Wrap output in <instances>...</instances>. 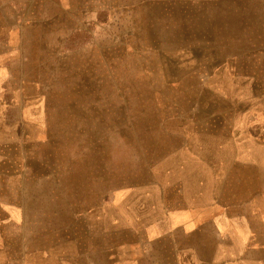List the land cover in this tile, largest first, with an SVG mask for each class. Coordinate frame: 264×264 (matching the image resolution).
Here are the masks:
<instances>
[{"label":"rangeland","instance_id":"rangeland-1","mask_svg":"<svg viewBox=\"0 0 264 264\" xmlns=\"http://www.w3.org/2000/svg\"><path fill=\"white\" fill-rule=\"evenodd\" d=\"M263 1L0 0L7 125L10 111H22L20 130L0 143V188L26 233L38 226L36 253L53 249L52 264H63L68 241L70 264H77L79 237L86 257L95 241L129 237V219L111 234L115 208L126 216L146 196L158 205L163 192L195 184L223 197L247 185L242 175H264V150L261 165L237 159L242 144L257 137L264 144ZM78 97L93 102L76 107ZM78 110L98 116L55 133ZM53 130L71 173L86 158L84 198L66 199L56 211L65 166L54 162ZM84 138H91L89 155L75 144Z\"/></svg>","mask_w":264,"mask_h":264},{"label":"crops","instance_id":"crops-1","mask_svg":"<svg viewBox=\"0 0 264 264\" xmlns=\"http://www.w3.org/2000/svg\"><path fill=\"white\" fill-rule=\"evenodd\" d=\"M227 1L222 0L220 4H225ZM255 2L261 3V0H255ZM4 17L2 11L0 15L1 34L5 30ZM5 53L4 44L1 43L0 143L3 144H5L7 134L20 130L22 117L20 109H13L10 111L13 114V122L7 125L4 96L6 81L5 57L3 56ZM81 102L88 104L93 102V99L78 97L71 103L77 107ZM94 114L96 113L92 115ZM92 115L89 113L84 116L79 110L77 114L69 111L68 115L63 116L62 128L58 132L53 130V140L58 137L54 136V132L69 133L71 126H80L87 121H93ZM57 116L58 119L54 121L59 120V115ZM102 116L104 115L99 116L100 119H103ZM109 122L106 124L110 125ZM76 132L85 133V130ZM88 133L92 132L88 131ZM90 140L91 138L88 140L84 138L75 144L81 147L80 149L84 151V154L86 152L89 155ZM51 142L53 145L51 151L55 161L52 160L59 163L61 167L65 166L60 170L61 186L57 191L58 196L62 194L65 198H62L58 203L53 202L51 204V210L56 211L58 204L67 205L66 199L68 201L71 198H84L86 190L83 185L85 176L82 167L86 163V158L79 157L77 175L73 174L70 171L69 156L59 153L61 146H56L57 142ZM67 144L71 145L68 140ZM64 147L66 146L62 144V148ZM263 150L264 144L258 137L254 138L253 142L246 145L242 144L237 158L239 164L242 166L263 164L261 161ZM254 174L248 177L242 175L243 181L247 182V185H239L236 189L231 187L224 192L226 196L223 197L209 196L208 190L200 191L195 184L193 189L163 192L164 201L158 205L150 202L146 196V200L137 203L143 206L140 207L142 209L137 211L138 206L133 205L134 210L129 214L126 213V216L122 212L118 213L115 208V211L113 213L110 211L111 214L109 215V223L113 222L111 234L126 226V230H129V237L123 243L115 241L107 246H102L101 240L95 241L92 246L93 251H89L91 254H88L91 255L90 257H86V244L80 245L83 239L79 237L77 264H87L88 261L93 264H264V186L262 187L260 184L262 181L264 183V175ZM194 176L196 183V174ZM76 179L77 188H74V180ZM204 193L205 196L202 199L200 196ZM173 197L175 200L173 199V204H170L168 201H171L169 199ZM165 198L169 199L165 200ZM10 207L6 202L4 189L0 188V264H27L30 260L33 264H52L54 262L53 249H51L50 255H46V257L36 253L38 226L35 225L37 230L34 229V234H27L26 228L18 220L20 217ZM63 219L65 221V217ZM128 219L129 224L126 223L124 227L122 225L119 227V220L127 221ZM25 220L29 219L25 217ZM100 220H102V215ZM104 220H107V217ZM56 222H62L60 216L53 217L51 220V231ZM48 226L46 227L47 231ZM98 231V236L102 238L100 223ZM49 242H51L50 239ZM61 246L66 250L60 260L63 264H70L71 256L68 247L71 245L67 241ZM33 252H35L33 255L35 259H30L32 256L30 254Z\"/></svg>","mask_w":264,"mask_h":264},{"label":"bare ground","instance_id":"bare-ground-1","mask_svg":"<svg viewBox=\"0 0 264 264\" xmlns=\"http://www.w3.org/2000/svg\"><path fill=\"white\" fill-rule=\"evenodd\" d=\"M152 36H153V33H152ZM70 108H72V107H70ZM71 110H72V109H71ZM53 141H54V142H57L58 140H57V139H54ZM93 157H94V155H93L90 159H93ZM93 172L95 173V170H93V169H90V170H89V174H90V175H93ZM128 198H129V197H128ZM118 210H119V209H118Z\"/></svg>","mask_w":264,"mask_h":264}]
</instances>
